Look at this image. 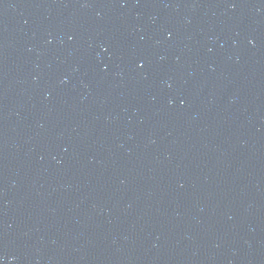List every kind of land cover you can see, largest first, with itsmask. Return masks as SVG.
<instances>
[{"label":"water","instance_id":"1","mask_svg":"<svg viewBox=\"0 0 264 264\" xmlns=\"http://www.w3.org/2000/svg\"><path fill=\"white\" fill-rule=\"evenodd\" d=\"M0 264H264V0H0Z\"/></svg>","mask_w":264,"mask_h":264}]
</instances>
